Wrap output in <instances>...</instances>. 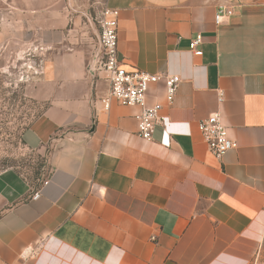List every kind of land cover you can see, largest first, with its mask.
Wrapping results in <instances>:
<instances>
[{
  "label": "crops",
  "instance_id": "1",
  "mask_svg": "<svg viewBox=\"0 0 264 264\" xmlns=\"http://www.w3.org/2000/svg\"><path fill=\"white\" fill-rule=\"evenodd\" d=\"M62 2L0 0L42 18L49 52L45 108L23 134L47 149L48 174L33 191L0 173V261L45 240L29 264H250L264 250V0L105 1L125 69L181 80L170 106L149 86L147 106H163L149 141L139 107L103 109L108 83L87 69L98 43L74 36ZM221 7L232 14L216 25ZM214 112L235 143L220 160L197 128Z\"/></svg>",
  "mask_w": 264,
  "mask_h": 264
},
{
  "label": "rangeland",
  "instance_id": "2",
  "mask_svg": "<svg viewBox=\"0 0 264 264\" xmlns=\"http://www.w3.org/2000/svg\"><path fill=\"white\" fill-rule=\"evenodd\" d=\"M106 0H63L59 10L97 46V16ZM42 18L0 3V173L13 171L35 191L48 174L47 149L32 150L23 134L45 108L43 69L48 60ZM75 20L77 23L74 24Z\"/></svg>",
  "mask_w": 264,
  "mask_h": 264
},
{
  "label": "built area",
  "instance_id": "3",
  "mask_svg": "<svg viewBox=\"0 0 264 264\" xmlns=\"http://www.w3.org/2000/svg\"><path fill=\"white\" fill-rule=\"evenodd\" d=\"M231 12L225 7L219 8L215 15V24L220 25L225 17L231 16ZM118 18L116 9L104 6L97 16V50L88 72L95 78H103L108 83V92L101 99L103 109L107 111L111 103L117 102L122 106H136L140 108L137 116V135L143 140L152 139L156 127L163 126L161 111L163 106L155 104L147 106L146 95L151 84L162 82L164 86V102L170 106L176 96L180 78L175 74H150L138 70L128 71L118 57ZM202 37L197 35L189 44V50L195 56L202 54L200 45ZM222 96H218V102H222ZM198 131L203 142L211 154L220 160L229 150L235 148V143L230 140L227 128L219 112L210 114L197 124ZM39 192H35L32 198H37ZM45 240L26 248L20 258L22 264H29L42 248ZM0 264H4L0 261ZM250 264H264V250H257Z\"/></svg>",
  "mask_w": 264,
  "mask_h": 264
}]
</instances>
